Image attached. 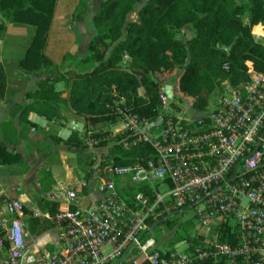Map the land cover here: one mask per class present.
I'll use <instances>...</instances> for the list:
<instances>
[{"label":"built area","instance_id":"2783aa9c","mask_svg":"<svg viewBox=\"0 0 264 264\" xmlns=\"http://www.w3.org/2000/svg\"><path fill=\"white\" fill-rule=\"evenodd\" d=\"M261 30L252 35L264 46ZM245 64V80L222 81L213 107L193 110V118L170 113L176 93L169 85L170 95L159 87L154 118L122 107L120 98L108 131L89 126L81 134L88 149L105 147L93 173L99 197L82 205L76 188L55 187L59 205L42 216L60 229L58 251L27 250L23 201L0 197V264H110L129 249L139 264H264V72ZM222 68L228 71L229 61ZM113 144L147 145L154 155L116 164ZM186 209L202 229L200 242L159 250L151 223ZM222 224L235 232L230 240L220 239Z\"/></svg>","mask_w":264,"mask_h":264},{"label":"trees","instance_id":"16d2710c","mask_svg":"<svg viewBox=\"0 0 264 264\" xmlns=\"http://www.w3.org/2000/svg\"><path fill=\"white\" fill-rule=\"evenodd\" d=\"M85 3L86 0H79L73 15ZM139 3L137 18L127 22V16ZM55 5L56 0H0V13L5 21L34 28L26 55L18 63L21 68L45 67L49 71L55 68L43 53ZM92 20L95 33L81 59L82 64L93 63L91 69L68 71L66 99L60 97L55 87L64 74L38 81L37 88L26 94L28 101L21 114L34 112L52 120L59 116V107L65 102L75 114L93 123L112 124L118 120L116 102L123 98L122 107L154 118L152 108L158 102L160 86L152 74L175 66H183L179 90L193 97L194 110L203 111L208 96L221 79L235 84L245 80V61H251L255 70L264 72V46L251 33L255 24L261 23L264 28V0H102ZM186 25L192 28L193 35L183 41L176 33ZM4 28V22H0V35ZM253 29L254 33L259 32L261 26ZM125 55L129 59L127 67L120 64ZM224 61L230 63L228 71L222 68ZM5 86V71L0 63V96ZM139 87L143 95L137 94ZM55 140L85 147L82 135L74 131L66 139ZM108 153L116 164L144 161L154 155L147 145L125 150L113 144L108 147ZM18 160L19 155L7 151L0 141V163ZM92 162L91 159L88 164ZM101 168L102 164L95 167ZM220 234V239L226 241L235 232L230 231L228 224H222ZM182 239L176 233V241ZM187 239L194 244L200 242L196 235Z\"/></svg>","mask_w":264,"mask_h":264},{"label":"crops","instance_id":"0c3cea01","mask_svg":"<svg viewBox=\"0 0 264 264\" xmlns=\"http://www.w3.org/2000/svg\"><path fill=\"white\" fill-rule=\"evenodd\" d=\"M69 6L70 3L65 1L62 12L60 0H56L43 49V53L51 59L55 67L51 71L45 67L25 70L18 65L26 55L34 28L29 24L7 22L0 13V22L5 24L0 35V63L6 76V86L0 96V141L7 151L19 155L16 162L0 163V197L19 198L23 201L22 220L28 232L26 248L29 251L61 249L60 229L42 216L51 214L59 205V200L53 196L56 186L67 185L76 188L77 200L82 205H88L99 197L93 190L97 183V180L93 179V173L97 171L96 162L91 164L89 169L77 171L68 162L69 157H76L86 149L83 146L64 144L55 140L56 137L66 139L73 131L81 136L82 130L95 126L96 123L75 114L65 102L59 107V116L52 120H47L34 112L21 114L28 101L26 94L37 88L38 81L64 74V79L56 82L55 87L60 91V97L66 99L68 88L65 78L68 71H81L82 68L74 69L73 66L85 65L81 59L86 55L87 42L93 34L86 39L83 45L85 48L78 49L77 36L67 32L64 26L69 12L66 8ZM73 12L74 10L70 11V14ZM80 18H72L74 25L81 23ZM256 25L262 28V24L258 23L251 29ZM251 32L253 34L252 30ZM261 32L262 30L257 33ZM55 152L59 153L58 158L53 157ZM83 158H86V155ZM90 160L88 156L87 163ZM90 170L92 172L89 175ZM83 181L87 183L85 186L81 184ZM132 252L134 251L129 249L123 255ZM123 255L110 264H122ZM139 262L140 259L136 264Z\"/></svg>","mask_w":264,"mask_h":264},{"label":"rangeland","instance_id":"374dc122","mask_svg":"<svg viewBox=\"0 0 264 264\" xmlns=\"http://www.w3.org/2000/svg\"><path fill=\"white\" fill-rule=\"evenodd\" d=\"M69 2V8H66L68 12L65 18V27L66 31L72 33L77 36L78 49H82L83 45L86 42V39L90 37L91 34L95 33V26L92 20V16L98 10V7L102 0H86L84 8L76 13L75 15L70 14V11H73L75 6L78 4L79 0H60L61 9L60 11L64 12V8L62 7L64 2ZM141 3L135 6V9L132 13L127 16V22L137 18V11L140 8ZM76 17H81V23L74 25L73 19ZM73 18V19H72ZM73 20V21H72ZM244 21L247 22V15H244ZM252 31L254 29H251ZM80 33V34H78ZM252 33V32H251ZM254 33V32H253ZM257 33V32H256ZM193 35V30L189 25L183 26L177 33L176 37L186 41ZM221 47V46H219ZM85 48V47H83ZM222 48V47H221ZM224 51H227V48H223ZM70 57V56H68ZM129 63V59L123 58L121 61V65L127 67ZM65 65V64H64ZM93 63L89 62L85 65L73 66L74 69H91ZM70 71V70H69ZM183 71V66H175L173 68L167 70H158L155 71L152 75L156 81L159 82V86L161 85H169L175 91V97L170 104L169 111L171 114H177L181 117L193 118L195 114L193 113L194 108L192 107L193 97L187 94L182 93L179 90V77ZM225 79H221L217 87L210 93L207 100L208 109H211L214 105V101L218 95V90L221 87L222 81ZM95 130L100 132L108 131L110 124L109 123H97L93 126ZM86 150L82 152V154L76 155V157H69L70 166L74 167L77 170L79 169H89L90 165L97 162L99 155L102 151L105 150L104 146L96 147L93 149H88L87 147H83ZM59 153L55 152L53 154L54 158H58ZM86 155V158L83 156ZM88 156L92 159V163L88 164ZM91 161V160H90ZM86 166V167H85ZM170 222L166 221V219H160L158 221L151 223V229L149 235L154 237L157 241V247L161 251L166 250H184L187 246L186 239L187 237L191 238L202 229L200 225L193 219V210L186 209L184 214H178L170 217ZM173 221V222H171ZM176 233L180 234L184 237L182 241H176ZM125 253V252H124ZM124 261L122 264H136L139 261V257L135 252L131 254L123 255Z\"/></svg>","mask_w":264,"mask_h":264},{"label":"water","instance_id":"95a60500","mask_svg":"<svg viewBox=\"0 0 264 264\" xmlns=\"http://www.w3.org/2000/svg\"><path fill=\"white\" fill-rule=\"evenodd\" d=\"M165 90H166V92L168 93V95H170V94H169L168 85H165Z\"/></svg>","mask_w":264,"mask_h":264},{"label":"bare ground","instance_id":"6f19581e","mask_svg":"<svg viewBox=\"0 0 264 264\" xmlns=\"http://www.w3.org/2000/svg\"><path fill=\"white\" fill-rule=\"evenodd\" d=\"M256 33V32H255Z\"/></svg>","mask_w":264,"mask_h":264}]
</instances>
